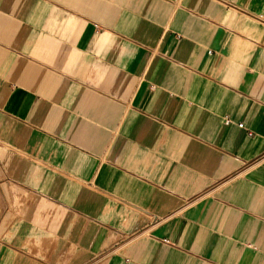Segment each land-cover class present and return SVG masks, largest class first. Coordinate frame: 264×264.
Returning a JSON list of instances; mask_svg holds the SVG:
<instances>
[{"label": "crops", "instance_id": "0c3cea01", "mask_svg": "<svg viewBox=\"0 0 264 264\" xmlns=\"http://www.w3.org/2000/svg\"><path fill=\"white\" fill-rule=\"evenodd\" d=\"M0 264H264V0H0Z\"/></svg>", "mask_w": 264, "mask_h": 264}, {"label": "built area", "instance_id": "2783aa9c", "mask_svg": "<svg viewBox=\"0 0 264 264\" xmlns=\"http://www.w3.org/2000/svg\"><path fill=\"white\" fill-rule=\"evenodd\" d=\"M227 121H228V120H227ZM239 126H240V127H243V124H242V123H240V124H239Z\"/></svg>", "mask_w": 264, "mask_h": 264}]
</instances>
